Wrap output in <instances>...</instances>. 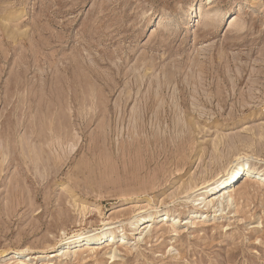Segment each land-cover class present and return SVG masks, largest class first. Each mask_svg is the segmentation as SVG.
Wrapping results in <instances>:
<instances>
[{"label":"rangeland","instance_id":"rangeland-1","mask_svg":"<svg viewBox=\"0 0 264 264\" xmlns=\"http://www.w3.org/2000/svg\"><path fill=\"white\" fill-rule=\"evenodd\" d=\"M241 152L264 168V0H0V264H264V185L183 192ZM149 200L178 231L63 248Z\"/></svg>","mask_w":264,"mask_h":264},{"label":"bare ground","instance_id":"bare-ground-1","mask_svg":"<svg viewBox=\"0 0 264 264\" xmlns=\"http://www.w3.org/2000/svg\"><path fill=\"white\" fill-rule=\"evenodd\" d=\"M193 5L194 4H192V7ZM216 154L217 153H215V155ZM237 155L238 154H236V157H233L235 159L231 160L229 164L227 163L228 165L223 167L221 171L219 170L212 175L210 179H204L201 183H197V181L192 182L193 180H191L190 183H187V186L185 185L186 187L184 186L185 189H183V192L186 193H184L186 198L185 201L190 206L189 210H191V214L194 213L196 217L200 218L211 216L212 214L208 213V211L214 212V216L222 214L227 208L234 205L237 195L236 189L241 178H244L246 182L264 185V168L258 167L252 163L247 154L242 153ZM212 158H214V156ZM216 160L217 159H215V161ZM236 177L237 180L235 182L234 180ZM230 180L231 182L229 183ZM151 204L149 200L145 205H136V208L132 209V215L126 222H123V219L114 220L108 216L102 219L101 223L103 226L100 229L90 228L75 232L71 235H68L64 230L62 231L63 235H65L63 248L84 247L86 249L95 250L96 248L93 246H100L106 242H120L121 245H124L127 243L128 230L134 231V234L139 235V237H136L137 243H139L146 239V236L144 237L143 234L146 233V231L151 232V228L156 222L170 220L171 218L173 221L170 225L171 230L178 231L176 225L178 222H182L179 213H176L174 208L159 209L156 205L152 207ZM83 208L85 209L86 205H83ZM204 210H206V212H204ZM191 223L195 224L196 222L192 221ZM125 226H129V229L125 228ZM117 229L120 234L116 233ZM23 252L24 249L22 251L13 252L12 257H20ZM73 252L76 253V249ZM53 253L56 254V256L61 255L67 257L71 251L64 250L62 252L56 251V253ZM43 256L46 257V253L43 254ZM115 256L116 248L111 251V257L114 258ZM22 261L23 260L19 261L18 264H22Z\"/></svg>","mask_w":264,"mask_h":264}]
</instances>
